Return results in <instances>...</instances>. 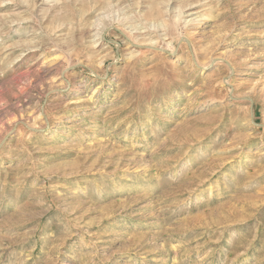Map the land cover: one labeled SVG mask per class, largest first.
I'll list each match as a JSON object with an SVG mask.
<instances>
[{
	"label": "rangeland",
	"instance_id": "1",
	"mask_svg": "<svg viewBox=\"0 0 264 264\" xmlns=\"http://www.w3.org/2000/svg\"><path fill=\"white\" fill-rule=\"evenodd\" d=\"M0 264H264V0H0Z\"/></svg>",
	"mask_w": 264,
	"mask_h": 264
}]
</instances>
